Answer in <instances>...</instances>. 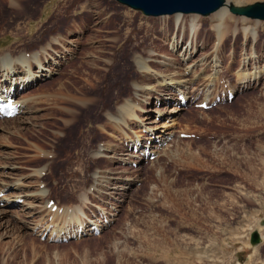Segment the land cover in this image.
<instances>
[{
  "label": "rangeland",
  "instance_id": "rangeland-1",
  "mask_svg": "<svg viewBox=\"0 0 264 264\" xmlns=\"http://www.w3.org/2000/svg\"><path fill=\"white\" fill-rule=\"evenodd\" d=\"M38 1L31 4L29 0H0V51L14 53L19 48L26 53L30 49L34 51L51 34L57 30L65 34L76 23L83 26L80 31L84 33L69 31V39L74 41L70 45L74 55L66 56L58 73L20 89L21 96L33 95L27 99L29 110L19 113L17 118L0 117V166L4 167L0 169L7 175L3 179L7 184H12L15 178L21 181L20 187L8 185L3 191L18 194L21 200L11 205V210L0 220V264L9 256L7 264H264V225L259 223L264 218V77L260 84H252L251 90L241 86L231 99L207 108L194 104L202 97V91L194 101L195 95L191 93L188 103L172 112V129L178 130L174 133L177 140L168 142L173 145L163 149L165 155H159L153 162L129 167L125 161L108 158L106 151L100 153L103 149L97 152L100 146L104 150L108 145L116 146L117 152L125 146L123 137L118 135L123 128L109 123L107 115L116 114L126 99H135L134 83L155 81L142 72L134 57L142 56L156 72L174 68L184 73L178 53L188 30L185 28L176 53L169 50L166 36L161 37L162 31H159L166 26L165 30L174 35L173 14L146 15L118 0ZM253 1L256 0H229L235 5ZM228 13L238 21L237 28L250 23L257 32L255 47L251 38L245 40L239 29L233 36L228 33L222 44L221 56L223 61L226 58L222 75L234 82L240 80L239 73L253 72L249 65H241L242 58L251 54L252 48L259 54L260 64H264V19L229 10ZM61 14L64 21L57 22ZM182 14L186 21L191 17L190 13ZM210 15L198 14L195 59L207 55L205 58L209 59L216 42ZM84 24L89 26L85 31ZM156 52L176 58L172 59L175 65L165 67L152 61L153 57L162 59ZM228 55L234 60H229ZM117 62L126 75L113 86L109 84L113 79L106 75L111 72L108 67ZM212 68L214 71L215 67ZM212 68L210 75H214ZM208 72L206 69L205 74ZM225 78L212 86L213 92L225 87L227 82L222 83ZM159 83V90L164 89L162 93L167 94L163 82ZM90 99L93 104L84 111L81 104ZM135 104V113L141 119L146 112L141 110V101L136 99ZM164 105L167 109L162 105L155 109L149 106L152 111L161 109L162 116L168 117L164 123L171 125L168 110L177 107L170 108L174 102ZM156 116L152 114L151 118L162 124ZM130 121L126 126L131 134L144 132L138 121L140 126ZM169 126L156 128L154 133L169 132ZM183 129L195 135H179ZM103 142L107 143L96 145ZM93 152L99 156H91ZM45 164L46 173L40 169ZM78 166L80 172L74 176L72 171ZM161 166V173H156ZM96 167L106 169L105 175L112 172L111 175L132 179L113 220L98 234L81 235L85 233L81 232L78 234L81 236L67 240L40 238L36 226L43 220L48 222L49 215L38 204L50 197L63 205H78L81 194H88L85 188ZM116 181L120 182L121 178L111 179V184ZM42 183H45L42 190H46L43 198L40 194L28 196L41 192ZM107 183L103 180V187ZM4 201H0V207ZM28 201L34 202V206L25 207ZM49 221L57 224L53 218ZM58 227L50 230V235L59 231ZM254 228H259L263 236L251 245L249 233Z\"/></svg>",
  "mask_w": 264,
  "mask_h": 264
},
{
  "label": "bare ground",
  "instance_id": "bare-ground-1",
  "mask_svg": "<svg viewBox=\"0 0 264 264\" xmlns=\"http://www.w3.org/2000/svg\"><path fill=\"white\" fill-rule=\"evenodd\" d=\"M29 1H31V4H33V3L38 4L39 3L38 0H29ZM231 5L239 6V5H235L233 3L230 4L229 0H225L223 2V4L219 6V8H217L216 10L209 13V15L211 14L210 16L212 17L211 28H212L213 34H214V41L216 40L215 44L213 45V49L211 51V54L208 57L209 59L205 58L208 55L204 56V57L201 56L198 59H195L193 57L194 56L193 53L195 51H197V49H198L196 44L194 43V41H196L195 35H197L196 33L199 30V23H198V19H197L199 13L190 12L191 17L188 19V21L183 19L184 15L182 13H184V12L176 11V12L172 13L173 15L171 14L172 15V24H173L174 35H171L172 33L169 34V31L165 30L166 26H163L159 30V31H162L160 36L164 37V38L166 36L167 41H168L167 43L169 44L168 48L170 47L169 50H172L173 52L177 53L181 47L180 42L184 38L183 36H184L185 28L188 30V37H187L185 43L183 44L180 52L178 53L180 55L179 59H181L180 65L184 68V73H181V71L178 73L176 70H174V68L169 69L168 71L166 70V72H160V71L156 72V71H153L149 65H147V63L145 62V59L142 56L138 55L137 57H134L136 60V63L139 65V67H142V69H143L142 72L144 74H146V76L154 79L155 81L152 84L151 83H146V84L134 83L133 84V86H134L133 95L135 96V99L134 100L126 99L123 103H121L118 106L119 108L116 109L117 110L116 114L115 113L114 114L108 113L107 119L109 120V123L123 128L122 130H119V134L126 132V130L129 128L126 125L129 124V121L131 119V121H130L131 123H136L138 121L140 123V125H142L144 127L143 129L145 131L141 134H143L145 138H151L153 143H155L157 141H163L164 139L168 138L169 135H167V134L168 133L170 134V131L169 132L167 131V132L154 133V129L159 128V127L169 126L170 124L167 125L166 123H164V121H161L162 124H159V122L157 120H155V118L154 119L151 118L152 114L154 115V117L156 114L157 115L156 118H158V115H159V119L162 116V113H161L162 110L161 109L156 108L155 112L151 110V108L149 106L150 103H152L151 100L155 99L156 103H157V101H160V103H161L160 105H162L164 107H166V105H164V104H166L167 102H174L175 103L174 108L177 107L175 109V111L177 112L179 109H182L184 107V105L181 102L182 99H183V102L187 103V100H188V98H190L192 91H195L193 93L194 95L199 93V91H202L203 97L201 99L197 100L199 102L202 101L205 97H207L212 92L213 84L216 83L217 79L223 77V75H222V72L224 71L223 70V64L226 61V58L223 61V57L221 56V54L223 52V49H222V46L224 45L223 42L225 41V38H227L228 33H231L230 35L233 36L234 33H237V29H239V28H237V24H239V23H237L238 21L234 17L229 15V13H228V10L231 12V9H230ZM212 13H214V14H212ZM160 15H163V14H160ZM241 16H244V15H241ZM62 17H63V15L62 16L59 15L58 18H61V19H58V20L56 19L57 22L58 21H61V22L64 21ZM245 17H247V16H245ZM249 24L250 23L243 24L240 27L238 32H240V31L242 32V35L245 38V40L250 37L251 38L250 40L253 41L252 43H254V42L256 43V39H257L256 38V36H257L256 35L257 34L256 28L253 25H251V24L249 25ZM78 25H80V24L76 23L75 26L73 25L74 27L72 29L69 28L70 29L69 31L74 30L76 33L78 32L79 34H81V32L84 33L83 31H80V29H83L82 28L83 26L82 25L78 26ZM84 27H85L84 28V31H85L86 28L89 26H88V24H84ZM57 31L58 32L51 34V36H49V38L43 44L39 45L36 50L28 51L29 52L28 55L25 53L24 50L19 51V52L14 53V54H11V53L5 51L2 55H0V95L2 94L1 92H4V90H5L4 86H5V82L8 79L9 73H13V71H16V73H17V75H16L17 80L16 81L12 80L9 82V84L14 83L15 85H21V87H26L29 84H31L32 82L34 84V81H37L39 79H43L47 76H50L53 73H58L60 71L61 67L66 62V56L71 55L73 57L74 52L72 51L73 49L70 48V45L72 43H74V41L72 39H69L70 32L68 31L65 34H62L61 31H59V30H57ZM160 36L157 38H159L161 40L162 38ZM76 41H78V40H76ZM78 43H79V41H78ZM255 43L253 45L254 47H255ZM55 45L59 46V49L58 48L56 49ZM251 51H252L251 54H249L247 56L245 55L242 58L243 62H241V65L243 67H246L249 65L253 72L249 73L248 75L245 73H239L238 76L240 77V80L238 79L234 82L228 81L227 85L230 87V90H236L241 86L242 87L246 86V87H248L247 90H251L252 89L251 85L252 84L255 85L256 83L260 84L261 78L264 77L263 76L264 74H262V73H264V64L263 65L260 64L259 54L256 52V50L254 48H252ZM149 52H151V51H149ZM255 53H256V55H254ZM155 54H157L162 59H158L156 57H153V58H151L152 61L158 62L165 67H173L175 65V62H173L172 59H176V58L169 57L165 54H158L157 52ZM72 57L68 58V60L69 61L72 60ZM228 59L233 61L234 57L232 55H228ZM15 60L18 61L19 67H18ZM231 61H229V62H231ZM119 63L117 62L116 65L112 64L110 67H108L109 70H111V72H110V74H108L106 76H107V78L113 79V81L109 83V84L113 83V86H116L120 82H122V79L126 75L124 69L121 68V63L120 64ZM221 63H222V67H221ZM126 66H127V64H126ZM212 67H215L214 71H213ZM211 68L213 71L212 74H214V75H210ZM227 68L228 67H226V69ZM206 69L209 70V72L207 74H205ZM216 73L218 75H215ZM212 76H213V78H212L213 80H212V84H210ZM159 81L163 82L162 84L166 88V92H168L167 93L168 95L165 94V92L162 93L164 91V89L162 91L159 90V85H160ZM197 81H199V82L196 83ZM224 81L227 82L226 79ZM239 81L241 83H244V84H238L237 82H239ZM92 87H95V86H92ZM106 89L109 90L108 88H106ZM122 90L123 89L121 88L120 92ZM158 90L161 92H159ZM189 91H191V93ZM151 93H154V95H152ZM177 94H180V96H177ZM26 96H19V98H18V100L22 103L19 113H21L23 111L27 112L29 110V109L27 110V108H29L30 104H27V99L33 95H29V96L26 95ZM33 98H35V96ZM37 99H36V101H37ZM136 99H138L139 101L142 102V104L140 106L141 110L143 112H146L144 117L141 119L138 117L137 113H135V110L137 111V109H135L136 108V104H135ZM88 103H89V105H88ZM137 103H139V102H137ZM92 104L93 103H92L91 99L85 103L83 102L81 104L82 109H84V111H86V108H88L89 106H92ZM156 107H159V106H156ZM152 109H155V107H152ZM149 111L150 112L152 111V114L149 113ZM18 114L14 115L12 117L17 118ZM6 120H7V118H6ZM22 121L23 120L21 119L19 122H22ZM64 121H66V120H64ZM0 127H2V123H0ZM13 127L15 128V126H13ZM185 131H187V130H185ZM187 132H189V131H187ZM2 140H4V139H2ZM102 144H104V143L98 144V146L102 145ZM0 147H1V144H0ZM115 147L116 146H113V145L109 146L108 145L107 149L104 150V148H102L100 146L98 148L97 152L99 151V149L100 150L103 149L100 151V153L101 152L104 153L106 151L105 155L108 156V158H110L111 160L114 161L116 158H118V160H125L126 161L128 159V151L127 152L124 151L122 154H118L117 155L118 157L117 156L115 157L114 156L116 154L114 152ZM82 148H80V149H82ZM164 148L165 147H163L162 150ZM176 152H178V151H176ZM98 153L93 152L90 154H91V156L96 157L99 155ZM168 153H169V151H168ZM186 153L187 152H185V154ZM176 154L177 153H174L173 155L176 156ZM79 157H81V156L79 155ZM0 168H4V167L0 166ZM42 168L43 167H41L40 169H42ZM47 170H48V166L46 165V172H47ZM160 170H162V166L159 167L158 170H156L155 172L158 173ZM100 171H101L100 169L94 170L95 190L93 192V195L100 197L101 193H103V192H105V194L107 196H112V197L116 193H120L121 195L128 194L126 188L128 187V185L132 181V179L130 177H121L120 175L119 176L118 175H111L112 172H110L109 175H104V174L100 173ZM111 171L117 173L116 170L111 169ZM72 172L74 173V176H75L78 172H80V167L78 166L76 171L75 172L72 171ZM160 173H161V171H160ZM8 174H9V171H8ZM5 176H7L5 170L0 169V201L5 200L3 202V206L0 207V220L2 218H4L8 214V212L11 210V208H10L11 205H13L16 201L19 202L21 200V198H19L20 195H18V194L3 193V191L5 190V188L8 185L20 187L21 186L20 178H15L14 182L12 184H7L4 182V179H3V177H5ZM98 176H101V181L106 180V182H108L107 183L108 186H107L106 190L101 189V187H100L101 185L97 181ZM120 178H121L120 182L116 181V184H114L113 182L111 184V179L113 180V179H120ZM15 181H17V183H15ZM43 185H42V188H40L39 190H42L44 188ZM103 186H104V184H103ZM35 194L44 195V194H46V190H42L39 193H36V192L29 193L28 196H32ZM41 195H40V197H41ZM88 197H90L89 194L83 192L81 194V196L79 197L80 199H79L78 205H75L74 207L70 206V209L66 208L65 212L64 211L60 212V213L58 212L59 215H61V218L55 220V221H57V224L49 221V219L54 218L52 216L57 214L56 210L54 212H50L52 210L50 208H48L49 211H47V214L48 215L50 214V216L48 218V223H43V225H47L48 227H43L41 230L44 231V230L48 229V230L52 231L53 229L56 230V226H60V227H58L59 231L52 232L51 235L56 233L55 239L62 240V239L68 238V237H72L73 235L77 236L81 232L91 231L93 228L98 227V222H99L98 218L92 219V218H90L91 215H89L88 213H86V211H84L85 210L84 208L87 206V203H88L87 200H89ZM41 198H43V197H41ZM48 199H49V197H47L45 199L44 205L46 203V200H48ZM102 200L105 201V198H102ZM24 206L25 207L34 206V202L28 201V202L24 203ZM35 206H36V204H35ZM65 206H69V205H65ZM98 207L103 212H106V210H104L103 207H101V206H98ZM108 213L112 214L114 212L108 211ZM86 215L89 218H87ZM17 218H19V217H17ZM46 218H47V216H46ZM79 218H81V219H79ZM109 218L110 217H106L105 221L109 220ZM74 222H76V223H74ZM4 223H5V221H4ZM38 224H40V222ZM103 224H105V223H103ZM35 226H32V227H35ZM260 226H262L261 223H260ZM48 230H47V233L50 234V231L48 232ZM76 232H78V233H76ZM0 236H2V234ZM12 257H14V256H12ZM6 258L3 259L1 264H7V261H8V259H10V256L8 257L7 260H6ZM0 261H1V259H0Z\"/></svg>",
  "mask_w": 264,
  "mask_h": 264
},
{
  "label": "water",
  "instance_id": "water-1",
  "mask_svg": "<svg viewBox=\"0 0 264 264\" xmlns=\"http://www.w3.org/2000/svg\"><path fill=\"white\" fill-rule=\"evenodd\" d=\"M133 8L141 10L144 14H165L180 12H198L203 15L219 8L225 0H118ZM231 12L249 17L264 19V0H256L239 6H230ZM264 225V218L260 220ZM259 228H254L249 233V242L255 245L262 238Z\"/></svg>",
  "mask_w": 264,
  "mask_h": 264
}]
</instances>
